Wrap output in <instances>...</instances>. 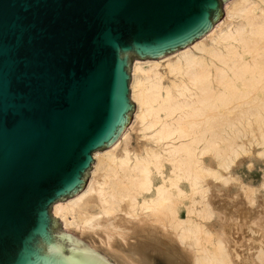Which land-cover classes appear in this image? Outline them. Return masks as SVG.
<instances>
[{"label":"bare ground","instance_id":"obj_1","mask_svg":"<svg viewBox=\"0 0 264 264\" xmlns=\"http://www.w3.org/2000/svg\"><path fill=\"white\" fill-rule=\"evenodd\" d=\"M130 87L129 124L52 214L112 264H264V174L253 185L232 169L253 145L264 157V0H231L191 44L134 59ZM135 126L143 140L129 148ZM230 183L235 205L261 208L243 250L220 199Z\"/></svg>","mask_w":264,"mask_h":264},{"label":"water","instance_id":"obj_2","mask_svg":"<svg viewBox=\"0 0 264 264\" xmlns=\"http://www.w3.org/2000/svg\"><path fill=\"white\" fill-rule=\"evenodd\" d=\"M226 0H0V264H112L52 214L132 118L133 59L205 35Z\"/></svg>","mask_w":264,"mask_h":264},{"label":"rangeland","instance_id":"obj_3","mask_svg":"<svg viewBox=\"0 0 264 264\" xmlns=\"http://www.w3.org/2000/svg\"><path fill=\"white\" fill-rule=\"evenodd\" d=\"M229 1H231V0H226L224 3H223V5H222V9H223V12H224V6H225V4L227 3V2H229ZM134 61V59L132 60V62ZM130 75H131V78H132V64H131V70H130ZM131 78H130V82H129V91H130V99L134 102V100L132 99V97H131V87H130V83H131ZM135 104V103H134ZM137 130V131H136ZM140 132L138 131V129H137V127L135 126V129H132L131 131H130V135H129V139H128V146H129V148H131V147H134V146H136V144L139 142V141H142L143 140V138H141V136H140ZM140 136V137H139ZM260 148V146L259 145H253V146H251V151H252V153H242V154H240L237 158H236V162L233 164V167H232V169H233V171L235 172V174H237L239 177H240V179H242V180H244L245 182H249V183H251V184H253V185H257L258 183H259V180L261 179V175L262 174H264V157H262V156H259L258 154H256V152H257V150ZM234 184L235 183H230V185L228 184L227 185V188H228V190H230L231 188V190L230 191H224V192H222V194L223 193H225V195H223V196H221V203L222 202H228V203H230V208H231V206H233V208H231V209H234L233 210V212L236 210V213H234L233 214V212L231 213V215H233V217H234V215L236 214L237 215V220L235 219V222H238V230H236L235 229V227L234 226H232L231 224H230V226H231V228L233 229H231L230 228V230H231V232H230V234L232 233V235L234 234V233H236L237 232V234H234V236L236 237L235 239H237L238 240V238H239V240L241 239V237L243 238V237H245V238H243V239H241L240 241L238 240V244L240 243V244H243L244 242L243 241H248V243H244L242 246H241V248H242V250H243V248L245 247L244 245H247V244H249V243H253V242H251L252 240H253V237L251 236V234L250 235H246V234H248L249 232V230L247 231V225H248V223H250V221L249 220H252L253 218H254V216H255V213L257 214V215H259L258 213H259V210L261 209L260 207L258 208V207H255V206H253V207H251V209L250 210H248V209H246V207H244V206H242L241 204H239L238 206L237 205H235L236 203H238L239 201H240V197L238 198V196L236 197V195H232V190L234 189ZM225 197V198H224ZM264 199V198H263ZM263 199H260L261 201L260 202H262V201H264ZM263 207H264V205H263ZM262 207V210H260V211H262V212H264V208ZM240 213V214H239ZM264 214V213H263ZM262 214V215H263ZM246 215V216H245ZM251 215V216H250ZM256 215V216H257ZM240 216V217H239ZM244 216H245V218H244ZM251 218L252 216V219H249V217ZM243 217V218H242ZM246 217H248V220H246ZM239 219V220H238ZM245 219V220H244ZM59 220V219H58ZM60 221V220H59ZM246 222V224L247 225H245V222ZM249 221V222H248ZM241 222V223H240ZM230 223H232V221H230ZM243 224V225H242ZM61 227H62V229L65 231V232H67V233H69V234H71V235H73V236H75V237H77V238H79L80 240H82V241H84L87 245H88V240L85 238L84 239V237H80L78 234H76V233H71V231H68V229H66V228H64L63 227V225H62V223H61ZM244 228V229H243ZM244 230V231H243ZM235 231V232H234ZM238 231H240L239 233H242V235L241 234H239L238 233ZM248 232V233H247ZM243 233L245 234V235H243ZM238 234H239V236H238ZM241 235V236H240ZM94 236V238L96 239L98 236L97 235H93ZM95 236H97V237H95ZM247 236V237H246ZM252 237V240H251V237ZM233 237V236H232ZM249 237V238H248ZM245 239V240H244ZM86 240V241H85ZM242 241V242H241ZM239 244V245H240ZM244 246V247H243ZM240 247H238V249L240 250L241 249Z\"/></svg>","mask_w":264,"mask_h":264}]
</instances>
